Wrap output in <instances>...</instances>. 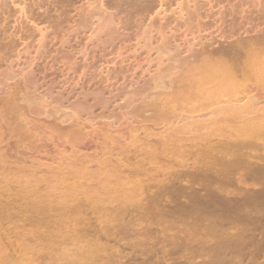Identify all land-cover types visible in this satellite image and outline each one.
<instances>
[{
	"label": "rangeland",
	"instance_id": "1",
	"mask_svg": "<svg viewBox=\"0 0 264 264\" xmlns=\"http://www.w3.org/2000/svg\"><path fill=\"white\" fill-rule=\"evenodd\" d=\"M24 1V6L21 5L25 8L22 13V10L11 5L9 0H6V4L8 3L9 6L11 5L10 8L6 5L2 9L5 13V22L1 23L3 24L1 29H5L4 31L6 33L4 32V35L11 38V40L8 38L6 41L10 42L14 48L11 47V45H9L11 48L9 46H3L2 48L0 45V72L5 70L10 58H14L15 51L22 48L20 46L21 38L32 34V25L28 24L29 22L27 23L29 19L27 20L26 16L37 13L41 18H46L51 21L52 29L57 30H53L54 37H57L58 40L54 39L46 46L47 49L45 48V51L48 50V52H46L47 55L44 54L45 58L42 59V61L40 59L36 63L35 60L32 66L25 70L30 76L34 77L35 75L36 78H34L36 82L38 80V85H35V90H37V94L39 93L41 95H36L45 97V99H42V103L44 104L51 101V99L53 100L61 91L63 97L66 98L68 92L71 90L79 93L87 89L93 90L99 86L101 88L99 89L98 87L97 89L100 90V92L106 90L103 92V97L106 100L114 95V99L111 98L112 102L110 100V104L107 107L108 111L111 112L108 113L107 110L106 112L104 111V116L112 114L116 119L117 112H119L118 109L116 110V106L122 104V97L120 100H116L115 95H118L119 91L121 92L123 89L125 91H130L133 87L139 86L143 76L146 80L148 78L147 74H156L167 64L166 61H163V65L159 69V63L156 62L158 51L156 49L145 51V49H139L137 45V41L141 39V32L145 30L149 23L148 20H157L154 24L157 27L159 17L156 16L155 13L158 12L159 8L154 10V16L151 14V18L144 20L147 23L143 22L145 25L142 23L140 24L141 26H138L137 23H139V21H134L137 19L133 18L127 26V32L124 31L123 33L125 37L121 34L119 39L122 40H119V42L116 40V43L114 42V44L111 45L112 48H114L113 50H111L110 46L105 52H102L103 54L105 53L104 55L102 53H96L89 56L82 54L84 55L82 56L77 50L89 47V49L85 50L88 53L90 52L91 44L89 43L86 45L87 40L83 38L84 32L85 36L86 33L87 35L89 33L87 30L84 31V29H81V31L76 33H81V35L75 36V28L72 29V26L74 22H79L76 20L82 15H84L82 21H85L90 15L88 11L93 13L95 10L94 7L96 8L94 12H97L99 0H64L65 4L61 0L60 2L59 0ZM105 1L103 0L104 4L107 3ZM120 1L121 0H108L110 4H116L117 2V4L121 5L123 3L122 5H126L124 3L127 2V7L123 6V10H125V8L134 10L136 6V1L134 0L130 2V4L133 3V6H131V4L129 7L132 8L128 7L129 0H123L124 2L122 3H120ZM148 1L149 4L151 3L154 7L158 5V0H155L157 2L156 4L153 3L154 0H151L152 2L150 0ZM167 1H165V4L168 3L166 5L167 7L165 6L164 9L168 10L166 12L168 16L165 14L164 19L169 22L172 17V14L170 15L169 12L173 7V5L172 7L170 5L173 4V1ZM203 1L206 0H198V3L201 4ZM56 2L59 6L55 4ZM37 6L40 8L36 10ZM42 9L44 10L42 11ZM128 9L126 10L129 11ZM216 9L217 8H214L213 12H215ZM202 13L208 16L211 12L202 10ZM112 14L114 15V13ZM168 17H170V19H167ZM212 18L213 17H211V19L206 18L202 20V22L210 24ZM215 18L216 16L214 15L213 19ZM22 19L25 22L22 21ZM93 22H95V25L98 23L97 20H93ZM180 23L174 29L172 26L171 32L166 31V33L167 36H173L171 38L173 43L177 45L180 44L179 51L182 53L188 50V46L191 47L192 45L191 48L194 50L199 49L200 46L198 45V47L196 45V43H199V36L201 37L204 35L207 40L213 38L216 43L215 46L223 41V39L217 37L219 32L214 33V27H208L201 32L202 34L195 32L194 29L191 30L193 32L187 34V32H185L186 26L182 23L180 25ZM123 25L124 24H122V26ZM173 25L176 24L174 23ZM140 27L141 30L139 31ZM12 33L14 34L12 35ZM210 33L212 34L210 35ZM62 37L67 40L63 44L64 47L60 48L61 43H58V41H60L59 39ZM68 39H70V41ZM154 40L156 41H152V44L155 47L156 43L159 41L156 38ZM54 41L56 44H54ZM92 41L95 42L96 38L93 37ZM32 44L33 43L28 46L30 47ZM60 50H63L65 53L62 54ZM68 50L71 52L70 55H68ZM71 50L76 51L75 57H72L71 54L73 51ZM6 54L8 55L6 56ZM26 54H29L28 56L33 55V53ZM26 54H23V56L21 55L20 59L22 61L20 60L21 62H18L19 64L14 62L15 67L12 65L14 71L18 70L17 72H19V66L24 63V58L27 57ZM63 56H70L71 63L77 61L79 63H75L76 65L71 64V66L65 65L68 68L66 70L65 66L63 67V65H61ZM182 56L184 55L182 54ZM81 57H84V59ZM54 60H56V62ZM54 63L55 65H53ZM90 64H92V66ZM69 68H72V70L68 71ZM149 70L152 72H148ZM11 71L13 72V70H7L5 73H12ZM82 71H85L84 79L79 81ZM85 76H89V78ZM0 79L2 78L0 77ZM125 79V82H128L127 84L124 82ZM15 80H19L18 77ZM52 82L55 83L53 84ZM131 82L134 83L135 86H131L134 85H130ZM8 83L11 84L12 82ZM69 83L70 85H68ZM47 85L52 88H48ZM130 87L132 88L130 89ZM45 88L46 92H48V89L52 91L54 88V91H52L54 96L49 95L51 94L50 91L46 94ZM247 90L253 91L254 94L256 92L264 93V81L255 85L252 83L247 84L243 91L232 97L234 101L239 102V104L245 103L246 100L244 98ZM110 92L113 93L112 96H110ZM74 100L75 98H71L69 102ZM229 100L232 99L228 97L220 98V101L224 103ZM64 105H67V103L65 102ZM257 108L264 109L263 100L258 102ZM114 109L116 110L115 112L113 111ZM205 110L200 114L202 115L209 112L208 108ZM112 111L115 113L116 117ZM99 112H102V110H96L95 114ZM193 116L197 117L198 114H193ZM117 119H120L119 115ZM97 120L95 121L96 124L93 126L94 128L98 127L97 123L99 121L101 122V120ZM131 121L130 119H120V123H129ZM99 126L103 127L100 124ZM157 131L158 128H155L154 132ZM91 135L95 137L93 133ZM136 135L140 140L145 138L142 134ZM232 135H236V138H233ZM188 136L191 138V141L184 143L185 148H171L166 152L170 153L167 159L158 153L147 154L141 150V147L136 149L135 146H130L127 149V155L133 156L134 153L138 155L137 159H133L132 162L135 169H138L137 175L139 179H144L145 177L143 178V175L145 174L155 177L156 180H164L165 182L173 180L172 184L174 188H176L179 187L180 183L182 184V180L187 177L184 174H186L187 171H189V173L191 172V178L194 180L185 190L188 191L187 196L190 197L187 198L186 205L180 207L181 211L180 208H178L177 211L176 209H165L163 214L159 215L157 212L151 210L149 212L137 207L138 204H145L147 199H149L150 193L147 190L140 191V194L138 192L135 196L130 185L116 187L114 189L111 188L112 191L108 192L102 190L101 187L96 189L93 182L88 183L89 186L95 188V192L91 198H86V194H76L77 201L70 203L67 209H62V206H64L68 200L66 189L70 183L56 185L55 189H50L47 181L49 170L56 167L57 164H61L62 168L68 170L77 169L81 161L72 157L79 158L84 155L93 158L100 152L103 146L98 145L99 141L97 140L95 142L92 140L91 143H87L86 145L81 144L79 147L77 146L75 148L66 144L63 146V143L61 144L60 141L53 140L42 142V145L44 146L43 143H45V146L40 149L38 157L36 156L38 161L34 162L32 167H30V164L26 165L28 168L30 167L31 170V177H29L30 181L28 179L26 180L27 183L32 185L30 187L32 193L28 194V196H30L28 200L30 203H33L35 199L41 202L36 206L33 204L35 207L23 206L20 210H15L13 212V224L10 227L12 228L10 232H12L9 233L7 231L10 238H8L7 235L5 236L6 232L2 229L5 223L2 222V228L0 227V264H264V113L239 115L236 118L226 116L222 119L218 130L209 128L204 132L203 141L205 145H209V147H216L218 145L225 147L230 143L229 141L237 145L244 143V147H241L240 150L238 149V153L235 151L236 149H231L230 152H225L228 155L222 153L221 155L206 159V161H194L193 156L183 158V150H187L190 153L195 152L198 147L197 143L201 140L194 139V134ZM85 146L87 148H85ZM234 151L236 152V156L240 154V157L237 156V158L239 157L238 159H240L237 163H235L237 161L236 156L231 155L235 154ZM242 154L243 156L249 155L250 160L244 159V157L241 158ZM220 157L224 163H219L218 158ZM50 158L65 160L62 161V163H58L56 161H51ZM227 160H231L232 162L235 160V162L234 164L226 165ZM195 164H204L210 167L221 166V168L217 174L196 172L194 169H188ZM82 165H85V169L89 168L90 171L95 170L94 164L92 163H84ZM173 172H177L175 177L170 174ZM201 177H203L205 181H201ZM38 180L40 181L38 182ZM154 190L153 188L152 191ZM223 200L226 202H223ZM214 201H218L217 203L215 202L217 205L212 203ZM209 207L212 210H210ZM214 207L216 209L215 211H213ZM212 211L216 215L212 214ZM177 212H179L178 214L180 215H178ZM229 214H232V216L234 215L233 217L236 218L233 222L235 226L234 224L232 225L231 222L234 218L232 219V216ZM214 215L215 217L218 215L220 219H217V217L215 219ZM227 215L228 217L231 216L230 218L232 220H227ZM241 217L242 220L240 219ZM78 218L81 219L79 220ZM259 242L261 245L258 244ZM254 247H256V253Z\"/></svg>",
	"mask_w": 264,
	"mask_h": 264
},
{
	"label": "bare ground",
	"instance_id": "2",
	"mask_svg": "<svg viewBox=\"0 0 264 264\" xmlns=\"http://www.w3.org/2000/svg\"><path fill=\"white\" fill-rule=\"evenodd\" d=\"M9 1L11 5L22 10L21 13L24 11V0ZM61 1L64 3L66 0ZM132 1L133 0L128 1V7L131 4V6H133V3L130 4ZM134 1H136L134 10L128 8L123 10L122 7L127 5V2L124 3L126 5H122V2H124L123 0L120 1V3H122L121 5L117 4V2L116 4H110L108 0L105 1L107 3L104 4L103 0H99L97 12H94L96 11L95 7V10L92 8L94 10L93 13L88 11L90 15L85 21H82L84 16L82 15L83 12L80 14L82 16L77 18L78 20L75 19L79 22H74L72 26V29L75 28L74 34L81 31V29H84V31L87 30L89 33L88 35L86 33L85 36L84 32V37H82L87 40L86 45L89 43L91 44L90 52L88 53L85 50L89 49L88 47L85 49H76L78 53L87 56L96 53L100 54L105 52L114 42L116 43V40L119 42L121 34L123 35L133 18L137 19L134 21H139V23H137L139 26L145 22V19L151 18V14L154 16V10L159 8L158 12L155 13V15L159 17L157 27L154 25L155 21H157L155 19L148 20V24L145 22L147 27L141 32V39L137 41V45L139 49H145V51H152L155 49L158 51L156 62L159 63V69L163 65V61H166L167 64L162 69H158L159 72L156 74H147L148 78L146 80L143 76L139 86L133 87V89L130 87V91H125L121 87L123 90H121V92L119 91L118 95H115L116 100H120L122 97V104L116 106V110H119V112H117V117L119 115L120 119H130V121L132 119L129 123H120V119H117L114 113L116 111L115 109L112 113L116 119L112 114L104 116L106 110L108 111L107 107L110 104L111 98L114 99V95L110 92V96H113L106 100L103 97V92L106 90L100 92V90L97 89L99 86L93 90L87 89L85 91H78L79 93L71 90L68 92L66 98L63 97L62 91H59L60 93H56L57 95L53 100L51 99L49 102L46 101L47 103L45 104L42 103V99H45V97L37 96L39 93L37 94V90H35V85H38V80L36 82L35 75L34 78L25 70L29 69L35 60L37 63L38 60L41 59L42 61V59L45 58L44 54L47 55L46 52H48V50L45 51V48L52 40L57 39L53 34V30H57L52 29L51 21L46 18H41V16L34 11V15L26 16V19H29L27 23L29 22L28 24L32 25V34L23 36L24 38H21V40L19 39L22 48L15 51L14 58L9 57L11 54L8 56L10 58L8 65L4 71L0 72V77L2 78L0 79V227L2 226V222H4L5 224L3 228H1L5 230V236L7 235L8 238H10L9 233L12 232H10V229L12 230L10 227L13 224V212L15 210H20L23 206L35 207L41 202L35 199L33 203H30L28 200L30 198L28 194L32 193V191H30L32 185L27 183L26 179L30 181V167L33 166L34 162L38 161L37 157L38 154H40V149L45 146V143H43V146L42 142L53 140L60 141L61 144L63 143V146L66 144L75 148L77 146L79 147L81 144L86 145L87 143H91L92 140L94 142L97 140L99 141L98 145L103 146L100 152L93 158L84 155L79 158L72 157L81 161L77 169L68 170L62 168L61 164H57L56 167L49 170L47 181L50 189H55L56 185L70 183L66 189L68 200L66 204L62 206V209H67L70 203L77 201L76 194H86V198H91L95 192V188L101 187L102 190L111 192V188L114 189L116 187L130 185L135 196L138 192L140 194V191L143 190H147L150 193L149 199H147L145 204H138L137 207L149 212L150 210L157 212L159 215L163 214L165 209H176L177 211L182 205H186V200L190 197L187 196L188 191L185 190L192 184L194 179L191 178V172L189 173V171H187L186 174H184L187 177H185L182 180V184L180 183V186L176 188H174L172 184L173 180L165 182L164 180H156L155 177L145 174L143 175V178L145 177L144 179H139L137 175L138 169L136 168V171L132 162L133 159H137L138 155L135 153L133 156L127 155V149L130 146H135L136 149L141 147V150L147 154L158 153L167 159L169 158L168 155H170V153H166L167 151L174 147L184 149V143L191 141L188 135L194 134V139H201L199 143H197L198 147L193 153L183 150L182 157L186 158L188 156H193L194 161H206V159H210L213 156L221 155L227 151L230 152L231 149H236L235 151L238 153V149L240 150V148H243L245 145L244 143V145L242 143L241 145H237L229 141L230 143L225 147H222V145L209 147V145H205L203 141V134L207 129L211 128L212 130H218L222 119L226 116L236 118L239 115L264 113V109L257 108L258 102L260 100L264 101V93L256 92L254 94L253 91L247 90L244 98L246 101L243 104L235 102L232 98L237 93L243 91L247 84L252 83L255 85L264 81V0H206L201 4L198 3V0H172L173 4L170 6L172 7L173 5V7L169 12L170 15L172 14V17L169 15L171 17L169 22L164 19L168 11L164 9L168 4H165L167 0H158V5L156 7L152 6L151 3L149 4L148 0ZM153 3L156 4L157 2L154 0ZM55 4H57V2ZM6 5H8V3L6 4V0H0V45L2 48L3 46L8 47L11 45L10 42L6 41L10 37L4 35L5 29H1L3 25L1 23L5 22V13L2 9ZM38 8L40 7L37 6L36 10ZM214 8H217L215 12H213ZM44 9H42V11ZM202 10L210 11L211 13L207 16V14L202 13ZM112 13H114V15ZM214 15L216 16L215 19H213ZM170 17L167 19H170ZM211 17L213 18L210 24L206 21L207 24L202 22V20L206 18L211 19ZM93 20H97L98 23L95 25ZM22 21L24 20L22 19ZM180 22L186 26L185 32H187V34L193 32L191 31L192 29L197 33H201L208 27H214V33L219 32L217 37L223 39V41L215 46L216 43L213 38L207 40L204 35V37L199 36L200 40L196 45H199L200 48L194 50L191 48L193 45H190L191 47L188 46V50L186 48L187 51L182 53L179 51L180 44L177 45L173 43L171 41L173 36L169 33L170 36H167L166 33V31L171 32V27L173 26L174 29ZM174 23L176 25H173ZM122 24L124 25L122 26ZM140 30L141 27L139 31ZM14 33H12V35ZM212 33H210V35ZM78 35H81V33L75 36ZM93 37L96 38L95 42L92 41ZM123 37H125V35H123ZM155 38L158 39L159 42L156 43L154 47L152 41H156L154 40ZM59 40L58 43H61L60 48L64 47L63 44L67 39L65 40L64 37H62ZM68 40L70 41V39ZM55 41L54 44H56ZM31 43L33 44L29 47L28 45ZM11 47L14 48L12 45ZM113 49L114 48L111 46V50ZM60 51H62V54L65 53L63 50ZM71 51H73L71 54L72 57H75L76 51ZM26 53H33V55L28 56L29 54L27 55ZM68 53V55H70L71 52L68 50ZM23 54L27 55V57L24 58V63L19 66V72H17L18 70L14 71L12 65L14 66V62H21L22 60L20 57L21 55L23 56ZM182 54L184 56H182ZM7 55L8 54H6V56ZM82 59H84V57ZM56 60L54 61L56 62ZM61 61L63 67L65 65L71 66V64L74 65L78 62L71 63L70 56H63ZM151 63L153 64L152 60ZM53 65H55V63ZM90 65L92 66V64ZM66 66L65 69L67 70L68 68ZM7 70H13L14 73L12 71L13 74L5 73ZM71 70L72 68H69L68 71ZM150 71L151 70L148 72ZM84 74L85 71H82L79 81L84 79ZM17 77L19 80L16 81L15 79ZM86 78H89V76ZM125 81L126 79L124 82ZM8 82L12 83L9 84ZM55 82L52 83L54 84ZM125 83L127 84L128 82ZM131 84L134 83L131 82L130 85ZM68 85H70V83ZM131 86H135V84ZM49 87L52 88L51 86H48V88ZM100 88L101 87H99V89ZM53 89L52 91H54ZM49 91L51 92L49 95H53L50 89H48V92ZM48 92H46V94H48ZM222 97H228L232 100L224 103L220 101ZM71 98H75V100L69 102ZM65 102L67 105H64ZM206 108L209 109V112L201 115L200 113ZM99 109H101L102 112L95 114L96 110ZM110 112L108 111V113ZM193 114H198V116L194 117ZM97 119L101 120V122L99 121L97 123L98 127L94 128L93 126L96 124L95 121ZM99 124L103 127H100ZM155 128H158L157 132H154ZM92 133L95 137H92ZM136 134H142L145 138L140 140ZM232 136L236 138V135ZM85 148L87 147L85 146ZM231 155L236 156V152ZM239 155L240 154L237 156ZM237 156V161L235 162L236 159L234 160L235 163L240 160L238 159L240 156L238 158ZM242 157L250 160L249 155L243 156L242 154L241 158ZM50 159L58 163H62V161L65 160L60 158ZM218 159L219 163H224L221 157ZM232 161L227 160V164H225H234ZM84 163L94 164L95 170L90 171L89 168L85 169L86 166L82 165ZM28 164H30L29 168L26 166ZM220 168L221 166L210 167L204 164H195L188 169H194L196 172L217 174ZM170 174L175 177L177 172ZM175 179L179 180L178 178ZM203 179L204 178L201 177V181H205V179ZM39 181L40 180H38V182ZM92 182L95 184V188L88 185V183ZM153 188L155 189L154 191H152ZM215 202L216 201L212 203L215 205L218 201ZM223 202L226 201L223 200ZM210 210L212 209L210 208ZM215 210L214 207L213 211ZM213 211L212 214H215ZM178 213L179 212H177V214ZM218 215L216 217L220 219ZM229 215L232 216V214ZM233 216L232 219L234 218ZM230 217L227 215V220H230ZM235 219L236 218L231 221L232 225ZM240 219L242 220V217ZM258 244H260V242ZM254 248L255 251L256 247ZM256 252L257 251H255V253Z\"/></svg>",
	"mask_w": 264,
	"mask_h": 264
}]
</instances>
